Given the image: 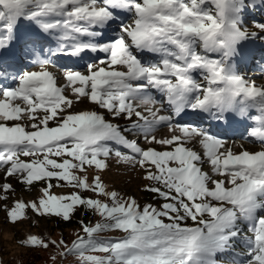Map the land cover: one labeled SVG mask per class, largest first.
Wrapping results in <instances>:
<instances>
[{
	"label": "snow or ice",
	"instance_id": "1",
	"mask_svg": "<svg viewBox=\"0 0 264 264\" xmlns=\"http://www.w3.org/2000/svg\"><path fill=\"white\" fill-rule=\"evenodd\" d=\"M258 10L264 0H0L3 222L94 218L71 241L18 245L53 264H264V83L242 51L264 46ZM205 121H250L258 148ZM110 161L138 171L152 202L109 190ZM13 180L36 195L13 198Z\"/></svg>",
	"mask_w": 264,
	"mask_h": 264
},
{
	"label": "rangeland",
	"instance_id": "2",
	"mask_svg": "<svg viewBox=\"0 0 264 264\" xmlns=\"http://www.w3.org/2000/svg\"><path fill=\"white\" fill-rule=\"evenodd\" d=\"M249 21L264 22V12L258 10L251 13L249 15ZM242 51L246 56V59L243 61V71L247 77L255 80L258 85L264 83V46H262L261 42L258 40L251 41ZM86 62L89 61L86 60L82 63ZM79 70H83L82 66ZM7 83H11V81L9 80ZM80 107L84 106L81 105ZM187 119L191 120L192 118L188 117ZM250 123V121L235 123L230 128H224L209 127V122L205 121L203 125L199 126L206 128V130L213 134L222 136V138L229 140V142L234 145L244 144L245 147L251 150L254 147L258 148V144L251 142L247 136V127ZM109 164V169L102 174L103 180L108 185L109 190H116L122 194L135 196L141 205L152 202V197L140 190L145 182L141 179V175L138 171L126 170L125 167L116 165L114 161H110ZM12 183L17 187V192L13 198H22L27 202L36 195L35 191L25 193L20 190L15 180H13ZM37 187H39V185H37ZM68 191H70V189L67 188L53 189L55 194H63ZM8 202L10 203L11 199ZM33 219L38 221L35 226L30 225L28 221L13 226L5 224L3 222V215L0 214V264H53L50 259V255L52 254L51 251H33L21 248L17 241L28 233L41 234L44 232L50 235L52 239H55L56 235L63 234L62 238L68 242L75 234L72 230H56L63 222L54 219H41L39 217H34Z\"/></svg>",
	"mask_w": 264,
	"mask_h": 264
},
{
	"label": "trees",
	"instance_id": "3",
	"mask_svg": "<svg viewBox=\"0 0 264 264\" xmlns=\"http://www.w3.org/2000/svg\"><path fill=\"white\" fill-rule=\"evenodd\" d=\"M25 62H27V61H25ZM80 219H83L84 221L91 223L94 218L91 217L90 214L89 215H85L83 211H79L73 217L71 223H63L56 230H58V229L59 230L67 229V230H72L75 233L79 232V228L77 226V221L80 220ZM61 236L63 237V234L56 235L55 239L58 240V239L61 238ZM73 238H74V235L71 237V239L69 241H71ZM73 259L74 258L69 257L68 260H65L63 262V264H73ZM217 259L220 262V264H231V261H232V257L231 256L218 257ZM26 262H29V261H26ZM57 264H60L59 260L57 261Z\"/></svg>",
	"mask_w": 264,
	"mask_h": 264
}]
</instances>
